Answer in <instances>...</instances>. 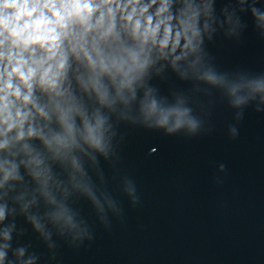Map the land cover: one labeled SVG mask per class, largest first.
I'll use <instances>...</instances> for the list:
<instances>
[{"label":"clouds","instance_id":"obj_1","mask_svg":"<svg viewBox=\"0 0 264 264\" xmlns=\"http://www.w3.org/2000/svg\"><path fill=\"white\" fill-rule=\"evenodd\" d=\"M250 29L264 39V0H0V264H52L59 241H91L81 201L105 228L119 196L140 203L123 129L197 137L195 98L213 93L237 123L264 113V71L223 70L210 50Z\"/></svg>","mask_w":264,"mask_h":264},{"label":"water","instance_id":"obj_2","mask_svg":"<svg viewBox=\"0 0 264 264\" xmlns=\"http://www.w3.org/2000/svg\"><path fill=\"white\" fill-rule=\"evenodd\" d=\"M210 50L223 70L264 71V39L251 29L240 42L218 37ZM171 86L191 87L161 85ZM200 105L206 130L197 137L123 129L119 168L135 180L140 203L119 196L122 216L105 228L81 201L93 239L78 248L59 241L52 264H264V113L250 108L237 123L218 93L195 98L198 114Z\"/></svg>","mask_w":264,"mask_h":264}]
</instances>
